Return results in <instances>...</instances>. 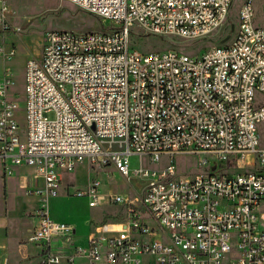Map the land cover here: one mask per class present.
Wrapping results in <instances>:
<instances>
[{"label":"built area","instance_id":"1","mask_svg":"<svg viewBox=\"0 0 264 264\" xmlns=\"http://www.w3.org/2000/svg\"><path fill=\"white\" fill-rule=\"evenodd\" d=\"M60 1L111 24L104 31L47 32L41 57L26 65L24 132L14 116V77L10 70L0 75V168L6 176L26 165L43 178L27 191L39 198L28 234L40 249L35 264L82 257L87 264H145L149 256L155 264H264V105L256 104L264 94V27L254 24L252 0L239 8L238 28L231 24L233 0ZM9 13L0 0L2 33L11 29ZM136 26L155 36L219 42L198 54L142 52L131 43ZM15 52L0 45L6 59ZM132 156L141 162L134 171ZM177 156L197 157V170L180 175ZM162 157L171 163L152 166ZM211 157L244 170H209ZM85 159L113 165L143 196L142 210L130 204L126 223H93L87 247H80L73 226L50 218L48 198L61 174ZM98 189L92 180V207L123 202ZM56 239L71 253L60 254ZM7 259L0 251V264Z\"/></svg>","mask_w":264,"mask_h":264},{"label":"rangeland","instance_id":"2","mask_svg":"<svg viewBox=\"0 0 264 264\" xmlns=\"http://www.w3.org/2000/svg\"><path fill=\"white\" fill-rule=\"evenodd\" d=\"M245 0H233L231 9V24L238 28V10ZM10 6L8 15L11 29L8 32L0 31V45L15 46L16 52L6 59L0 56V75L4 70L12 73L13 93L18 94V108L14 116L20 126L21 132L28 127L25 104V74L26 65L30 59L41 57L45 36L51 30H73L76 32L104 31L111 24L110 21L100 18L79 9L68 2L60 0H7ZM255 17L254 24L264 27V0H252ZM218 36L200 40H184L177 36H155L146 32L143 28L134 27L131 34L132 46L142 52L162 51L175 49L189 54H198L203 48L218 44ZM204 51V50H203ZM257 105H264V94L256 98ZM51 119L54 113L47 114ZM261 146L264 147V123L259 125ZM209 170L228 172L229 174L241 172L243 168L228 167L225 160L210 158ZM197 157L186 158L177 156L174 160L176 171L180 175L191 174L197 170ZM131 171L140 167L139 156L130 158ZM171 163L170 158L162 157L159 164L154 167ZM2 172L0 168V173ZM133 174V173H132ZM24 176H35L36 183L39 178L35 168L21 166L15 168L12 174L5 178L0 175V251L7 259V264H35L39 258V248L28 242V231L35 223L32 217L38 206L39 198L36 193L29 194L25 185L19 182H30ZM133 178V177H132ZM92 180L99 182V193L105 196L120 195L123 202L113 201L97 207L90 205L89 186ZM143 191L136 183L117 172L111 164L93 162L85 159L78 162L74 173L63 174L55 195L48 198L49 216L57 223H66L73 226L76 234L73 242H84L85 237L91 231V225L101 221L126 222L127 211L131 203H135L142 210L141 200ZM143 218L150 227H158V224L144 212ZM82 238V241L80 239ZM147 239L146 237L143 238ZM29 257L26 258V256ZM81 264H86L82 257ZM145 264H155L156 257L142 258ZM77 261V260H76ZM76 263V262H75Z\"/></svg>","mask_w":264,"mask_h":264},{"label":"crops","instance_id":"3","mask_svg":"<svg viewBox=\"0 0 264 264\" xmlns=\"http://www.w3.org/2000/svg\"><path fill=\"white\" fill-rule=\"evenodd\" d=\"M42 55V54H41ZM21 166H26V165H20V166H17V167H15V168H19V167H21ZM26 167H29V166H26ZM14 168V169H15ZM33 168V167H32ZM2 170V169H1ZM35 170H36V168H35ZM14 171V170H13ZM36 172H37V170H36ZM72 173H74V172H72ZM63 174H69V173H62L61 174V181H62V175ZM0 175L1 176H3L4 178H5V183H6V176H5V174H4V172H3V170H2V172L0 173ZM37 175H38V173H37ZM22 177L23 178H25V179H30V182L29 183H27V182H19V185L20 184H22V186L23 185H25V189H26V191H28L29 189H32V188H34V187H36V186H42L43 185V178L42 177H40L39 175H38V178H39V184H38V182L36 183V181H35V176H24V175H22ZM136 186L138 187V184H136ZM143 214H145L144 212H143ZM33 215V214H32ZM103 222H114V223H117V222H115V221H101L100 223H103ZM126 222H127V220H126ZM126 222H120V223H126ZM35 224V223H34ZM34 227V225L32 226V228ZM31 228V229H32ZM30 229V230H31ZM29 230V231H30ZM29 231H28V234H29ZM90 234V233H89ZM88 239H89V235H87L86 237H85V240H84V242H83V244H82V242H77V243H75V245L76 246H80V247H87V245H88ZM80 241H82V238L80 239ZM55 245H54V247H55V249L60 253V254H62V255H67V254H69V253H71V251H72V249L70 248V247H68V246H66V242L63 240V239H56L55 240ZM39 252H40V250H39ZM27 257H29V255H27L26 256V258ZM82 258H79V259H77V261H76V263L75 264H81L80 262H82ZM86 264H87V260H86Z\"/></svg>","mask_w":264,"mask_h":264},{"label":"water","instance_id":"4","mask_svg":"<svg viewBox=\"0 0 264 264\" xmlns=\"http://www.w3.org/2000/svg\"><path fill=\"white\" fill-rule=\"evenodd\" d=\"M226 40H224V42H225Z\"/></svg>","mask_w":264,"mask_h":264}]
</instances>
